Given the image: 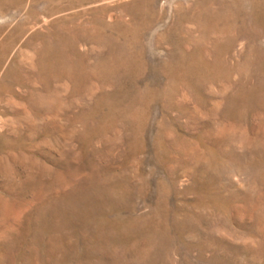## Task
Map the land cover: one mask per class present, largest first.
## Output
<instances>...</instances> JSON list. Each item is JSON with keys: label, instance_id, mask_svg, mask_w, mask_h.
Returning a JSON list of instances; mask_svg holds the SVG:
<instances>
[{"label": "rangeland", "instance_id": "374dc122", "mask_svg": "<svg viewBox=\"0 0 264 264\" xmlns=\"http://www.w3.org/2000/svg\"><path fill=\"white\" fill-rule=\"evenodd\" d=\"M0 264H264V0H0Z\"/></svg>", "mask_w": 264, "mask_h": 264}]
</instances>
